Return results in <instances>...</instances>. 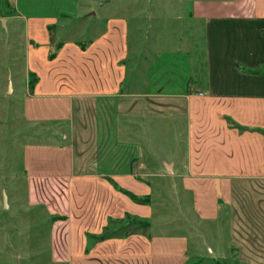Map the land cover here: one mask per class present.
I'll list each match as a JSON object with an SVG mask.
<instances>
[{
	"label": "crops",
	"instance_id": "crops-1",
	"mask_svg": "<svg viewBox=\"0 0 264 264\" xmlns=\"http://www.w3.org/2000/svg\"><path fill=\"white\" fill-rule=\"evenodd\" d=\"M7 2L41 45L29 87L45 110L32 114L65 120L25 151L27 204L50 217V264H264V0H193L187 23L154 37L169 45L131 52L127 20L105 18L95 0ZM82 20L100 33L87 28L85 45L55 32L51 50L52 30ZM126 215L147 220L150 238L87 247L81 233ZM157 216L176 232L163 235L161 253L168 240L181 258L152 261Z\"/></svg>",
	"mask_w": 264,
	"mask_h": 264
},
{
	"label": "rangeland",
	"instance_id": "rangeland-1",
	"mask_svg": "<svg viewBox=\"0 0 264 264\" xmlns=\"http://www.w3.org/2000/svg\"><path fill=\"white\" fill-rule=\"evenodd\" d=\"M95 1L96 6L99 4V12L105 18L124 17L127 20L128 49L131 52L134 50L135 44L147 49L150 46L154 48V45L163 47L169 45V42L156 41L154 37L159 36L158 30L162 27V31L165 30L164 27H167V33H170L169 29H179L183 23H187L193 0ZM177 18H182V26L177 22ZM99 25L98 23L97 25L89 24L82 20L64 24L63 31L59 30L61 27L57 29L58 31L52 30L51 50L55 49V44L61 40L65 42L79 39L72 42L86 45L87 41L81 40L80 37L86 35L87 28L97 35L101 31V28L96 29ZM141 25V31L136 32L137 26ZM55 32L60 34L59 39L61 38V40L55 38ZM40 46L28 35L26 22L17 17L16 11L7 0H0V264H50L48 254L50 217L43 209H34L27 204L25 170L27 152L25 151L29 147L46 141L47 137H51V132L57 124L64 126L65 120L64 117H57V121H51L40 118L39 114H32L45 110L43 109L44 101L39 103L32 98L39 76L29 61V55L33 54ZM50 58L52 56H48V59ZM130 59L132 60L131 57ZM153 59L151 56L142 57L138 67L146 69L148 63L145 61L151 63ZM128 63L127 74L130 78L135 73L132 67L133 61L129 60ZM29 84H33L34 88L29 87ZM159 170L166 175L163 168ZM167 186L165 182L158 184V207H161L163 211H165V207L160 205L164 204L165 191L169 189ZM144 198L141 203L149 204V197ZM154 210L156 213V209ZM129 221L133 223L128 225ZM164 221L165 218L157 216L152 222L154 234L161 237L159 242L154 245L159 253L163 252L159 249L164 247V242H161L165 238L163 235L173 236L176 233ZM136 225L139 230L134 229ZM148 227L150 224L147 220L128 215L123 219L108 218V223L100 234L83 232L80 235L85 237L87 247H89L92 238L108 240L133 234L150 238L151 233L149 234ZM104 237L106 238L104 239ZM201 240L203 246H213V236L210 238L206 235L205 239ZM194 242L190 244H198V241ZM165 244L166 248L170 250L158 254L157 259L152 261L159 260L161 262L172 257L181 258L179 255L171 256L172 252L177 251L174 243L167 240ZM194 251L196 253V249H190L191 257L195 256ZM195 259L197 258H191L192 261ZM185 264L199 263H196L195 260L193 263L186 262Z\"/></svg>",
	"mask_w": 264,
	"mask_h": 264
},
{
	"label": "trees",
	"instance_id": "trees-1",
	"mask_svg": "<svg viewBox=\"0 0 264 264\" xmlns=\"http://www.w3.org/2000/svg\"><path fill=\"white\" fill-rule=\"evenodd\" d=\"M31 86H32V84H31ZM58 218V217H57Z\"/></svg>",
	"mask_w": 264,
	"mask_h": 264
}]
</instances>
